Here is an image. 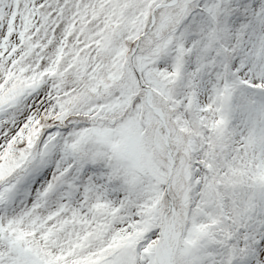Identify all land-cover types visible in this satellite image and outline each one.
Listing matches in <instances>:
<instances>
[{
    "label": "snow or ice",
    "instance_id": "snow-or-ice-1",
    "mask_svg": "<svg viewBox=\"0 0 264 264\" xmlns=\"http://www.w3.org/2000/svg\"><path fill=\"white\" fill-rule=\"evenodd\" d=\"M0 264H264V0H0Z\"/></svg>",
    "mask_w": 264,
    "mask_h": 264
}]
</instances>
